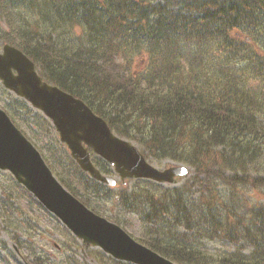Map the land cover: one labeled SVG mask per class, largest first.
Masks as SVG:
<instances>
[{
  "label": "trees",
  "instance_id": "obj_1",
  "mask_svg": "<svg viewBox=\"0 0 264 264\" xmlns=\"http://www.w3.org/2000/svg\"><path fill=\"white\" fill-rule=\"evenodd\" d=\"M21 6L36 15L37 29L24 30L10 16L2 37L44 80L81 98L148 160L190 166L179 186L135 179L134 189L118 194L143 214L142 242L178 264H264V203L245 201L242 215L236 204L240 185L263 184L264 176L235 171L255 139L264 144V0H8L5 9ZM76 27V40L64 38ZM71 162L87 176L86 188L106 187ZM93 162L112 172L102 158ZM219 184L228 187L224 194ZM189 236L253 248L246 253L241 242L215 256ZM23 257L43 264L37 255Z\"/></svg>",
  "mask_w": 264,
  "mask_h": 264
},
{
  "label": "water",
  "instance_id": "obj_2",
  "mask_svg": "<svg viewBox=\"0 0 264 264\" xmlns=\"http://www.w3.org/2000/svg\"><path fill=\"white\" fill-rule=\"evenodd\" d=\"M2 85L48 117L78 166L100 182L115 185L91 161V152L105 159L124 181L147 178L175 183L189 172L183 164L158 169L129 140L115 135L107 122L83 100L47 83L18 48L4 44L0 52ZM0 169L9 171L37 200L86 244L113 258L134 264H176L132 238L119 225L94 213L54 176L39 151L0 108ZM17 251V248L15 247Z\"/></svg>",
  "mask_w": 264,
  "mask_h": 264
},
{
  "label": "rangeland",
  "instance_id": "obj_3",
  "mask_svg": "<svg viewBox=\"0 0 264 264\" xmlns=\"http://www.w3.org/2000/svg\"><path fill=\"white\" fill-rule=\"evenodd\" d=\"M7 4L8 0H0V50L5 42L2 37L4 32L10 31V26L8 25L10 16L15 19L16 23L21 24L24 30L37 29L32 25L36 15L30 13L26 6H21L17 9L6 8L9 13H13V15H7L5 9ZM42 29L44 27L41 26L40 30ZM67 29V26H59L58 32ZM76 35L80 36L78 27L72 31H67L64 38L76 40ZM80 41L81 38L76 42ZM140 58L139 56L136 60L138 61ZM20 100L22 99L5 90L0 84V107L5 109L15 125L39 150L55 176L58 179L63 178L76 192L78 191V199H87L90 204L88 207L94 209L96 213L108 220L119 224L134 239L143 243L142 239L147 236L145 234L147 224L143 220V214L128 209L118 198V194L121 191L129 192L134 189L136 182L134 180H126L124 185H122L120 179H117L115 187L101 186L99 190H94L92 186L86 188L84 182L87 176L81 175L71 162L69 151L59 141L58 134L51 122L34 108H25ZM37 112L42 116H39ZM258 140L255 139L253 141L249 154H245L246 156L241 162L237 165L235 164L236 172L250 173L251 176H264V151H261L264 148V144ZM261 144L262 147L260 146ZM149 162L160 169L178 164V162L170 159H164L159 163L152 160H149ZM185 178H178L175 184L166 183L162 185L166 187L179 186L184 182ZM240 186L242 187L237 191L236 198V204L239 203V215L244 212L245 201L247 204L264 203V183L256 186ZM22 188L9 172L0 170V200L3 204H0V241L1 244L7 246L3 248L0 244V264H25L12 249L14 243L19 252L21 253L22 251L23 256L25 255L29 258L27 260H32L34 255H37L43 260V264H114L107 257L108 255L103 253L98 247L86 245L82 240L74 237L63 227V224L43 209L37 200L30 198ZM218 188L224 194L228 187L219 184ZM9 207L11 208V213L7 214L6 211ZM13 237L20 241L21 247L16 244ZM189 239L197 244L198 249L205 250L215 256L241 248V242L244 245V252L247 253L253 248L243 241L233 243L220 238L209 239L199 236H189ZM12 251L18 260L11 256ZM4 258H7L8 261H3ZM22 259L26 260L24 257Z\"/></svg>",
  "mask_w": 264,
  "mask_h": 264
}]
</instances>
